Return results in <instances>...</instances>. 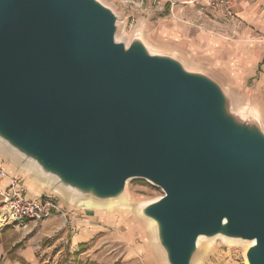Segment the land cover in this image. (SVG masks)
I'll return each mask as SVG.
<instances>
[{
    "label": "water",
    "instance_id": "water-1",
    "mask_svg": "<svg viewBox=\"0 0 264 264\" xmlns=\"http://www.w3.org/2000/svg\"><path fill=\"white\" fill-rule=\"evenodd\" d=\"M119 19L100 0H0L2 150L98 205L129 180L160 188L139 213L165 264L216 237L264 264V122L140 28L117 41Z\"/></svg>",
    "mask_w": 264,
    "mask_h": 264
},
{
    "label": "crops",
    "instance_id": "crops-1",
    "mask_svg": "<svg viewBox=\"0 0 264 264\" xmlns=\"http://www.w3.org/2000/svg\"><path fill=\"white\" fill-rule=\"evenodd\" d=\"M146 2L150 7L143 12L144 16L137 24L152 48L173 53L189 67L205 69L219 78H249L258 73L257 88L264 96V0H238L232 19L225 17L221 11H211L198 0ZM0 168L3 170L0 188L7 185L9 176H19L29 198L50 193L47 184L2 148ZM60 207L63 209L61 204ZM79 218V223L75 222L77 227H74L78 233L68 236L71 237L70 247L87 243L85 254L89 261L100 264L99 250L102 245L97 240L91 241L100 232L99 218L93 215H81ZM65 225L60 215L54 214L46 220L38 234L26 241L22 239L28 232L22 234L11 228L0 231V264H48L49 258H41L34 252L35 242L52 238L51 249L58 246L57 243L66 238L68 230ZM140 234L141 237L136 238L124 236V264H165L151 230L145 227ZM57 235L60 236L53 237ZM113 251L110 249L106 253L108 255Z\"/></svg>",
    "mask_w": 264,
    "mask_h": 264
},
{
    "label": "rangeland",
    "instance_id": "rangeland-1",
    "mask_svg": "<svg viewBox=\"0 0 264 264\" xmlns=\"http://www.w3.org/2000/svg\"><path fill=\"white\" fill-rule=\"evenodd\" d=\"M100 1L113 8L119 15L121 26L116 34V40L128 44L133 30L139 28L137 24L138 20L144 16L143 12L150 6H148L146 0ZM155 2L157 3V1ZM258 80V73L253 74L249 78H219L223 90L234 100V106H241L246 110H251L255 114H259L264 122V96L262 95V90L257 88ZM1 146L0 142V149ZM22 165L29 168L37 179L47 184L50 188L49 194L39 195L34 198L40 197L41 199H49L54 202L57 206V211L53 209L54 211L52 210L53 213L51 216L59 214L61 219L65 221V226L68 230L66 238L57 243L59 247L56 246L51 249L49 244L52 243V238L41 239V241L35 242L34 252L37 256L40 255L41 258H49L48 264H96L95 261H89V258L85 254L87 243L85 245L84 243L82 245L79 244L74 246V248L70 247L71 237L68 236H73L78 233V229L74 227H77L76 223H79V216L81 215H93L99 218L97 223L100 232L91 241L97 240L102 245L99 250V258L102 259L100 264H108L109 262H113L112 264L126 263L123 260L126 248L124 236L141 237L140 233L144 232V228H149L150 226L148 221L140 215L139 206L163 196V191L160 188L145 180L133 179L127 181L125 192L120 198L100 205H96L91 201H85L95 206L87 208L82 205L84 198L82 199L75 194L65 192L50 180L38 178L33 167H28L25 164ZM12 178L16 179L17 188L22 194L28 197L23 179L19 176H9L7 185L1 189H8ZM60 204L63 209H61ZM46 220L31 219L21 223L20 226L1 221L0 231L11 228L19 230L22 234L28 232L24 234V239H22L26 241L29 237L38 234L42 230ZM63 241L65 243L62 244ZM105 245L108 247H104ZM197 245L198 250L191 264H247L244 256L248 245L246 242L231 241L216 237L211 239L201 238ZM59 249L61 250L58 252ZM110 249L114 251L107 255L106 252Z\"/></svg>",
    "mask_w": 264,
    "mask_h": 264
},
{
    "label": "built area",
    "instance_id": "built-area-1",
    "mask_svg": "<svg viewBox=\"0 0 264 264\" xmlns=\"http://www.w3.org/2000/svg\"><path fill=\"white\" fill-rule=\"evenodd\" d=\"M237 1L198 0L200 4L207 5L213 12L221 11L229 19L234 18V6ZM2 173L3 170L0 168V174ZM53 209L57 211V206L49 199L25 197L17 188V182L14 178L10 180L8 189L0 188V223L2 221L20 226L21 223L31 219L44 221L51 217Z\"/></svg>",
    "mask_w": 264,
    "mask_h": 264
},
{
    "label": "bare ground",
    "instance_id": "bare-ground-1",
    "mask_svg": "<svg viewBox=\"0 0 264 264\" xmlns=\"http://www.w3.org/2000/svg\"><path fill=\"white\" fill-rule=\"evenodd\" d=\"M234 103V102H233ZM235 105V104H234ZM235 108L238 110V111H240V112H244V111H246L245 109H243L241 106H235ZM84 203H82V205L84 206V207H87V208H90V207H95L93 204H90L89 202H85V201H83ZM94 203V202H93ZM96 204V203H95ZM97 205V204H96Z\"/></svg>",
    "mask_w": 264,
    "mask_h": 264
}]
</instances>
